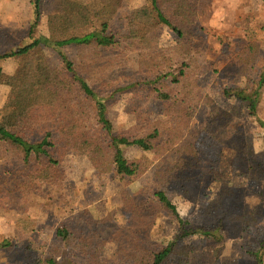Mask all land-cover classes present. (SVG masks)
<instances>
[{"label": "trees", "instance_id": "1", "mask_svg": "<svg viewBox=\"0 0 264 264\" xmlns=\"http://www.w3.org/2000/svg\"><path fill=\"white\" fill-rule=\"evenodd\" d=\"M174 1L172 18H168L160 8V0H150L151 9L143 5L128 12L120 11L121 0H54V10L48 15V37L34 35L45 0H33L30 41L15 44L0 53V61L17 57L23 63L9 76L4 75L0 65V84L9 80L18 87L17 95L6 110L0 111V150L10 154L5 170H0V194L7 191L15 195L20 185V190L27 193L31 173L41 176L44 184L61 190L66 180L61 162L67 153L77 151L91 155L101 172H114L128 181L137 179L154 165L149 154H160L164 159H171L170 167L157 172L162 184L188 197L193 193L192 186L198 184L197 176L204 170L196 146L197 131L190 127V120L208 96L199 86L201 68L194 54L199 45L193 29L197 7L193 0ZM115 23L119 25L115 27ZM161 25L176 33L173 44L161 43ZM48 42L81 47L87 60L74 63L61 53L64 67L53 69L41 49V45ZM111 50H120L115 61L102 57ZM129 52H140L144 57L137 70L124 77L126 81L122 78L113 82L114 90L142 87L154 92V99L162 104L165 117L153 119L135 105L138 122L131 131L120 132L114 129L108 116L106 99L97 91L98 85L102 87L101 81L108 85L106 81L114 65ZM98 57L106 62L102 63ZM263 87L264 75L252 90L225 89V98L239 103L231 109L222 108L207 98L210 103L207 130L222 144L254 154L250 143L245 144L244 135L230 137V134L239 132V124L234 123L233 116L242 108L250 115L258 114ZM257 121L262 128L261 153L264 155V120ZM236 137L238 142H234ZM130 147H138L141 155L128 157L126 149ZM244 147L248 148L243 150ZM252 160H247L248 164L251 161L254 164L249 165L250 169L264 168L260 161ZM125 193L122 201L129 214L128 224L114 225V211L99 216L84 209L83 227L68 224L57 227L59 245L54 249L56 254L45 258V263L78 264L68 258L69 249L75 238L94 224L99 229L97 248L94 256L82 264H109L98 258L110 240L116 243V253L131 262L166 264L174 256H189L190 247L180 241L182 238L198 233L217 237L210 228L198 227L184 219L158 185L145 187L137 196ZM5 199L0 197L1 202ZM162 212H167L178 223L176 237L166 242L157 241L152 233ZM8 245L7 239L0 242V248ZM252 264H264V238L253 252Z\"/></svg>", "mask_w": 264, "mask_h": 264}, {"label": "rangeland", "instance_id": "2", "mask_svg": "<svg viewBox=\"0 0 264 264\" xmlns=\"http://www.w3.org/2000/svg\"><path fill=\"white\" fill-rule=\"evenodd\" d=\"M193 1L198 14L193 29L199 43L194 51L201 68L199 86L207 98L222 108L231 109L239 103L226 99L223 91L234 87L252 90L264 75L263 0ZM120 5V11L125 12L143 5L153 8L150 0H121ZM54 6V0H45L42 18L34 35L49 37L48 15ZM160 8L166 17L172 18L175 1L160 0ZM32 19L33 0H0V53L15 44L30 41L28 32ZM117 25L114 24L115 27ZM160 27L161 43L173 44L176 33L168 26ZM41 49L53 69L64 67L61 53L74 63L87 60L82 48L77 46L48 42L42 44ZM119 51H106L102 57L115 61ZM143 57L140 52L121 56L108 81L104 80L108 85L102 81V87L98 85L97 92L106 99L113 127L120 132L131 131L138 122L139 112L135 105L153 119L165 117L162 104L154 99V92L142 87L114 90L113 82L137 70ZM98 58L102 63L106 62ZM22 64L17 57L0 61L5 76L13 75ZM17 91L18 87L9 80L0 84L1 112L6 110ZM207 98L203 99L190 120V127L197 131L196 146L204 173L197 176L198 184L192 186L193 193L189 197L162 184L157 172L170 167L171 159L165 157L166 160L160 154H149L154 165L137 179L128 181L114 172H101L85 151L69 152L61 162L66 174L61 190L44 184L41 176L31 173L27 180V193L20 190L21 185L15 195L1 192L3 195L0 197L6 199L0 201V242L7 239L10 245L0 248V264H46L45 258L55 255L54 249L59 245L57 227L60 224L83 227L86 222L82 213L84 209L99 216L114 211V225L128 224L129 214L123 206V192L137 196L145 187L156 188L157 185L166 192L184 219L198 227L210 228L219 237L198 233L182 238L180 241L190 247L189 256H174L166 264H252L253 252L264 238V168H249V165L254 166L252 159L264 164L262 128L257 121L259 118L264 120V87L258 114L250 115L242 108L233 116L234 123L239 124V132L231 131L230 134V137L244 135L245 144L250 143L254 154L222 144L207 130L210 120ZM237 137L234 142H238ZM141 153L138 147L126 149V155L131 158ZM9 157L8 152L0 150V170H5L4 164ZM248 159L252 160L249 164ZM177 232V220L167 212L157 217L152 230L153 237L164 242L174 239ZM98 233L96 224L84 229L70 247L68 258L82 264L94 256ZM116 248V243L110 240L98 259L109 264H138L117 254Z\"/></svg>", "mask_w": 264, "mask_h": 264}]
</instances>
